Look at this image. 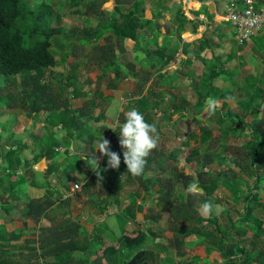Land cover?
<instances>
[{
	"label": "trees",
	"instance_id": "16d2710c",
	"mask_svg": "<svg viewBox=\"0 0 264 264\" xmlns=\"http://www.w3.org/2000/svg\"><path fill=\"white\" fill-rule=\"evenodd\" d=\"M76 1L67 0V3L77 6L88 2L85 10L81 8L74 11L75 14H82L84 27L81 30L70 28L68 32L86 37L100 53L98 59L102 63L112 57L120 58V52L125 51V43L129 42L134 51L145 53L151 61L150 68L153 70L151 83L143 95L132 100L126 109L120 111L114 125L108 122L106 108L98 116H90L91 110L85 107L86 104H75L84 97L96 101L100 95H107L103 90H95L93 93H91L92 89L81 90L76 85L78 74L75 77H68L61 92L53 96L51 84L42 79L41 73L57 65L58 59L52 48V37L64 31L63 26L53 25L52 21L48 20L55 14L54 3L50 0H42L35 8L28 3V0H0V77L4 76L6 79L23 77L21 85L31 86V89L28 92L24 90L23 94L34 95L31 102L33 113H40L44 109L49 112V133L38 130L42 140L37 143L38 146L36 144L38 153L26 148L23 156L11 160L13 151L7 152L10 138L5 146L0 148V170L9 167L17 173L15 177H12L13 174L9 175L11 184L9 197L22 200L17 204L13 202L4 206L0 217L8 215L13 207L24 205L26 206L22 212L24 221L31 219L36 225L39 224L47 215V209L56 203L66 204L71 199V196L64 198L70 190L68 182L71 180L84 181L85 189L98 184L101 193L111 197L114 202L119 201V189L122 185L139 181L147 190L143 195V204L137 202L136 192L130 195L131 202L127 212L133 228H124L118 239L103 240L100 243L101 254L113 253L124 245L135 248L149 239L151 234L155 235L153 227L137 217V209L144 210L147 207L150 211L149 216L154 222L168 218L171 229H174L173 245L176 250L174 252L180 256V264H201L200 261L195 262V258L188 255L185 250L186 238L192 235H198L202 242H206L212 248L203 264H264V78L259 77L256 83L253 75L247 80L248 82L241 84L238 79L226 76V65L234 55L230 53L225 58L222 55L218 57L219 49L213 44V40L217 27L223 28L227 22L216 24L214 4H203L200 9L193 11L196 15L205 14L209 20L203 35L197 42H183L182 46L173 48L176 40H182L184 33H196L202 22L197 18H189L187 12L179 8L176 23L170 21L162 23L159 15L164 10L165 0H131L125 11L117 1L113 0L114 10L112 13L105 11L106 14L103 12L104 5L100 0H80L79 4H74ZM219 1L214 0L216 4ZM148 6L154 8V14H157L158 19L145 16ZM84 14L87 15L86 18L83 17ZM121 15L126 16L125 25L119 22ZM138 16L141 18L140 26L134 22ZM95 20L98 24L93 23ZM144 28L150 30L151 38H147V31L144 32ZM142 29L143 45L140 46L139 36ZM160 38L163 40L161 44H159ZM149 44H155L156 48L151 49ZM182 54H186L188 60L190 56L196 55L207 69L201 79L190 80L187 84L193 93L184 94L183 99H179L173 95V89L182 84L184 78L170 74L166 70L176 65ZM134 58L138 59V55L135 54ZM122 63L125 64L123 61L117 62L114 66L112 64L108 68L110 72L103 71L97 74V80L103 81L109 78L112 81L110 87L117 91V79L125 71ZM127 65L131 73L134 72V64L128 62ZM18 74L20 75L13 76ZM219 79L230 82L232 88L221 86ZM66 87L69 88L68 93L64 92ZM22 89L24 88H20ZM158 89L163 96L161 99L164 106L163 114H159L157 107L160 104L152 98L153 95L158 94ZM92 94H95L94 97H89ZM7 95L0 97L4 98ZM24 95L22 98L26 97ZM13 97L15 100L11 98L14 101L11 106L17 108L18 99ZM208 98H213L218 105L215 113L219 114L220 126L216 135L210 127L200 124L199 134L191 130L184 142L175 140L176 147L172 150L167 151L163 147L153 150L147 157L143 175L134 177L127 172V166L123 161V149L119 143V125L124 122L125 112L132 108L138 109L147 122L156 124L161 140L170 123L175 125L178 121L172 120L174 115H179L180 119L189 117L190 113L196 116L192 118H198L197 115L201 114L200 117L205 120L208 116L205 110V102ZM232 99H236L239 106L236 111L231 106ZM221 107L227 110L222 112ZM83 117L87 119L84 120ZM103 136L110 141L111 150L120 154L121 164L119 169L109 168L107 157L104 156L102 162L98 161L101 171L98 177L87 161H91L94 156L100 160L95 145ZM230 138L243 139L242 147L250 159L249 163L244 165L240 161L227 158L226 149L223 147H226ZM192 139L195 140L197 147L190 146ZM212 141L216 142L211 143ZM74 142L86 146L90 153L73 151ZM216 144L221 147H213ZM184 153H186L185 158L181 160ZM157 160L162 163L158 164ZM185 160L187 162L183 164ZM42 162H45V167L42 169L44 181L38 178L36 172V167ZM214 162H219L221 167L212 169L211 165ZM19 169L22 171L19 172ZM188 169L191 170V174H188ZM178 174L183 177L181 182L185 181L186 187L194 181L203 189L207 197L214 198L217 196V190H225L223 191L225 196L232 195L236 204H242L241 210L228 215L229 225H225L218 214L203 216L194 209L187 193L175 189V177H180ZM206 174L209 176L205 178ZM192 175L195 178H192ZM15 185L17 188H14ZM30 185L38 187L46 185L47 193L31 197L25 193V188ZM149 185L152 188L158 186L157 190L160 194L155 196L154 191H151V195L148 194L151 189ZM200 199L204 200L203 196H200ZM152 201H154L153 205ZM219 204L222 213L225 210L231 211V207L226 202L220 201ZM120 218L123 219L122 216ZM180 221L190 222L193 225L176 226ZM4 229V224L0 223V236ZM34 239L42 248L44 242L41 240V235L38 240L35 236ZM38 246H35V254H38L36 249ZM159 255L156 251L144 249L128 264H160L162 260ZM3 257L0 255V263Z\"/></svg>",
	"mask_w": 264,
	"mask_h": 264
},
{
	"label": "rangeland",
	"instance_id": "374dc122",
	"mask_svg": "<svg viewBox=\"0 0 264 264\" xmlns=\"http://www.w3.org/2000/svg\"><path fill=\"white\" fill-rule=\"evenodd\" d=\"M47 1V0H46ZM49 1V0H48ZM54 3L55 8V14L53 17H50L48 20H51L53 25H59L64 27V31L60 33L59 35H55L52 37L53 46L52 48L55 50V53L57 55L58 63L53 68H47L41 73L42 79L46 83H50L52 89L51 94L53 96H56L58 92H61L63 87L65 86L64 83L66 82V79L68 77H75L78 74V79L76 82V85L83 91H86L88 89H92L93 93L95 90H103L105 93H107L106 96H99L97 97L96 101H93V99H88L87 97L80 99V101L76 102L75 104H86L85 107L88 110H91L90 116H98L99 113H101L106 108V113L108 114V122L111 123V125H114L117 122L119 113L121 110L126 109L127 105L134 100L135 98H138L139 96L143 95V92L147 91L148 85L151 83V73L153 72L152 68H150L151 61L148 60L147 56L143 52L134 51L133 48L130 46L129 42L125 43V51H121L120 58L119 57H112L106 62H99L98 55L100 54L97 52L92 44H90L89 41H87L86 37H84L82 34H79L78 36L75 34H71L68 32L70 28H79L80 30L84 27V22L82 19V14H75L74 11L77 9L85 10V5L88 6V2L81 3V1L77 0L74 4L79 5H73L68 4L67 0H50ZM102 2V5H104L103 12L106 14L105 11L112 13L114 8L112 5L113 0H100ZM117 1L121 6L122 10L125 11L128 7V5L131 3V0H115ZM180 1V2H179ZM42 0H28V3L32 6L37 8L41 4ZM165 7L164 10L161 11V14L159 15V20L162 23L165 22H177V10L181 8L182 10H185L189 17L193 16L191 12V8L194 7V3L190 0H165ZM99 9V8H98ZM154 8L151 6H148V8L145 11V16L149 18L158 19L157 14H154ZM84 18L87 17L86 14L83 15ZM126 16H120L119 22L122 25H125L126 23ZM137 26L141 25V18L140 16L137 17L134 21ZM94 24H98V21H93ZM228 23V22H227ZM229 25L225 28L224 34L219 35L217 31L214 32V40L213 44L216 45L219 49V53L217 56L219 57L221 54L225 58V55L228 54V49L234 50L235 42L234 37L235 33L231 29ZM78 29V30H79ZM147 31V32H146ZM144 32H146L147 38H151L152 34L150 30H146L144 28ZM222 33V32H221ZM223 34V33H222ZM143 29L141 30L140 34V46L143 45ZM200 33L193 34L186 32L182 36V40H176V43L173 45V48H177L183 45V42H190L194 43L197 42L198 38H200ZM226 38V39H225ZM223 39L226 43L223 47L220 48V43L223 42ZM163 42L162 38L159 39V44ZM94 43V42H93ZM149 47L151 49H155V44H149ZM129 52H128V51ZM135 54L138 55V59L134 58ZM233 59L229 60L226 67H227V73L226 76H231L233 78H236L237 76V66H236V54L232 53ZM125 62L122 63L123 68H125V71L120 74L119 78L117 79V91H115L112 87H110V84L112 81L110 79H104L103 81L97 80V74L104 73L106 71L110 72L111 70L108 69L110 66H114L117 62ZM189 61V62H188ZM128 62H131L134 64V72L131 73L130 67L127 65ZM107 69V70H106ZM207 69L203 63L197 59L196 55H192L189 57V60L186 57V54H182L179 57V61L176 65L170 67L166 71L170 74H177L179 77L184 78L181 82L182 84L178 85L177 88L173 89V95L178 97L179 99H183L182 97L184 94L187 93H193V90L190 89L189 82L190 80H199L204 76V72ZM81 73V74H80ZM13 75V76H19ZM23 77L18 78H12V79H6L4 76L0 77V95H6L4 98L0 97V148L5 146L8 139H11L10 144L7 147V152L13 151V154L11 156V160H17L18 156H22L23 150L25 146H35L36 142H39L41 138V133H38V130H42L43 133H49V112L47 110H43L40 113H33L34 111L31 110V102L34 98V95L27 96L23 94V91L28 92L31 89V86L21 85ZM193 78V79H190ZM148 79V80H147ZM219 84L221 86H226L229 88H232L230 85V82L222 81L219 79ZM178 84V83H177ZM145 85V87H144ZM10 87V88H9ZM20 88H24L20 90ZM234 88V87H233ZM19 89V90H18ZM143 89H145L143 91ZM18 90V91H17ZM115 91V92H114ZM158 94L153 95L152 98L160 104L157 107V110L159 114H163L164 112V106L161 103V99L163 96H161L160 89L157 90ZM16 92V95H15ZM64 92L68 93L69 88L66 87L64 89ZM12 93V94H11ZM18 94H21L18 96ZM26 96L23 97L22 96ZM95 95V94H94ZM94 95H89V97H94ZM17 97V108L12 107L11 104L14 103L11 98L15 100L13 97ZM239 98V97H238ZM63 99V97H62ZM105 103V104H103ZM231 106L234 111L239 109V106L236 102V99L231 100ZM27 106V108L25 107ZM59 109H57L58 111ZM222 112H225L227 108L221 107ZM190 116H186L184 118H178L179 115L172 116V120H178L175 125H172V122L170 125L165 129V132L162 135V139L159 142L158 148H165L167 151L172 150L176 147V144H174L175 140L178 139L180 143L184 142L188 137L189 134L192 131L197 132L198 134L201 132L199 126L200 124H205L206 126L210 127L213 130V134L216 135L218 131V127L220 126V123L218 121L219 114L214 113L212 116H207L204 119L200 117L201 114H198V118H192L195 115L192 113L189 114ZM30 116V118H28ZM33 116V117H31ZM88 117V116H87ZM87 117H83L84 120L87 119ZM196 117V116H195ZM32 122H30V120ZM177 137V138H176ZM216 141H212L211 143H214ZM243 139L238 140V138H230L228 140V144L225 145L226 147H223V149H226L227 158L235 159L237 161H240L241 164H247L249 163L250 159L247 157V155L244 152V149L242 147ZM80 145V143H78ZM191 147H197L195 140H191L190 143ZM209 146V145H206ZM221 147L220 145L216 144L213 147ZM203 147V146H202ZM76 148V147H75ZM201 148V146H200ZM190 149V148H189ZM78 151L82 153H90L89 149L86 146H81L77 149ZM97 153H99L100 160L104 159V156L101 155L99 150H96ZM184 156L181 157V160H184L186 153L183 154ZM183 162V164H186ZM158 164H161L157 160ZM221 165L219 162H214L211 165L212 169H219ZM191 170L188 169V174H191ZM15 170L12 168L4 167L2 170H0V212L2 211V208L6 206L8 203H19L22 200H14L13 198H10L11 193V184L9 181V175L13 174L12 177H15ZM180 177H175L176 182V190L182 193H186L185 189L187 188L185 186V181L181 182V178H183L180 174H178ZM209 176L208 174L204 175L206 178ZM192 178H195V176L192 175ZM76 182L80 183V181L71 180L68 183L75 184ZM81 184V183H80ZM72 186V185H71ZM150 186V193L151 191H154V195L158 196L160 193L158 192V186L151 187ZM137 187H142L139 183V181H136L134 184L126 183L122 185L123 191L127 194H129L132 191H135ZM14 188H17V185H15ZM34 188V187H33ZM146 187L143 185V191H146ZM30 189L25 188V193L30 195L29 191ZM94 192L92 191L93 199L91 202L94 206L98 207L97 200H100V193H96L98 187L94 188ZM225 191V190H223ZM222 190H217V196L214 198H210L205 196L203 189L198 195H191L188 194V199L191 200L192 204L194 205V209H196L200 214L203 216H210L211 214H218L223 221L225 225H229V217L228 215H233V212H238V210H241L242 204H236V201L234 200V197L232 195L225 196V192ZM86 193L84 189L82 188L73 195V197H79L80 194ZM177 193V192H176ZM32 195V194H31ZM102 196V195H101ZM187 196V195H186ZM200 196H203L204 200L200 199ZM90 197V196H89ZM80 198V197H79ZM141 198V197H140ZM211 201L213 204V210L210 213H204L201 205L205 201ZM226 202V204L231 207V211H224L222 213V208L219 204V202ZM100 202V201H99ZM151 204H154V201L151 202ZM236 204V205H235ZM22 207H13L11 212L8 215H4L0 217V221H18L21 219L22 213L21 209ZM24 208V205H23ZM86 212V210L84 209ZM85 216L88 217V219H94L95 214H88L85 213ZM86 217V218H87ZM151 219V218H150ZM167 219V218H166ZM165 219V220H166ZM165 220H159L158 223L160 224L158 228L156 229V233L159 237L166 238V234L168 232L167 227L168 223ZM157 222V220H156ZM2 223V222H0ZM162 223V224H161ZM193 225V223L188 222H179L176 226H190ZM23 245L25 243L30 244L31 242L28 240L23 241ZM145 246L148 247L149 243L146 241ZM137 248V247H136ZM135 248V250H136ZM143 245V249H144ZM38 249V248H36ZM43 254H41V257ZM37 261L32 262V264H46V261L41 260L39 257H37ZM21 260L23 263L27 264V260L22 257Z\"/></svg>",
	"mask_w": 264,
	"mask_h": 264
},
{
	"label": "crops",
	"instance_id": "0c3cea01",
	"mask_svg": "<svg viewBox=\"0 0 264 264\" xmlns=\"http://www.w3.org/2000/svg\"><path fill=\"white\" fill-rule=\"evenodd\" d=\"M190 1H192L195 6L191 8L193 16L188 17L193 19L197 18L202 22L197 32L193 34L200 33L202 36L207 28L209 20L206 15H196L193 12L194 10L200 9L203 4H214L213 12L216 24L223 21L228 22L226 17L229 12V0H220L217 4L214 0ZM253 1L257 9L264 10V0ZM227 25L232 27L230 22L223 28L217 27L216 31L220 36L223 35V37H225L224 31ZM231 29L235 33L234 28L232 27ZM233 37L235 39L234 42H236L235 48L233 51L228 49L227 53L236 54V79H238L241 84H245L248 82L247 80L254 75V81L257 83L259 77L263 76L264 78V29L241 45L237 42L236 37ZM226 43L227 42L223 39V42L219 45L220 48L226 45ZM228 54H226L225 57ZM28 118H30V116ZM30 122L32 121L30 120ZM39 141L41 142L42 140L40 139ZM37 143L39 144V142H36V144ZM34 147L30 145L25 146L22 156L26 152V148L28 150H35V152L38 153V147H36V145ZM79 147L80 145L74 142L73 151L77 150ZM98 161L102 162L103 160ZM43 167H45V162H42L39 167H36V172L38 178L44 181V176L42 174ZM21 171L22 170L19 169V172ZM80 183L81 189L83 188L86 193L80 194V198L73 197L72 195L71 199L67 201L66 204H54L51 208L47 209V215H45L42 221L37 225L31 219L24 221L22 216L18 221L2 222L5 226V231H3V234L0 236V255L4 257L0 264H26L21 260L22 257L27 260V264H32V262L37 261V257L46 261V264H128L136 254L140 251L143 252L144 249L158 252L160 254V260H162L160 264H180L181 258L174 252L176 251L173 245L175 239L174 229H171L168 218L165 220L168 223L166 238L159 237L156 233V229L160 224L150 219V211H148L147 207L144 210L137 209V217L142 221H146L149 226L153 227L155 235L151 234L149 239L146 240L149 246H145V241L138 245L137 248L135 247L136 250L135 248L124 245L121 249L113 253L101 254L100 243L103 240L118 239L124 228H133L132 222L129 221V212H127V208L131 202L130 195L132 192H136V195H138L137 202L143 204V195H145V191H143V186L141 185L142 187H137L136 189H139V191H132L125 196L126 193L123 191V188H120L119 201L114 202L111 197L110 199L106 197L105 194L101 193V188L98 184H93L90 189H85L83 187L84 181L80 180ZM71 185L73 186L74 184ZM71 185L69 184L70 188L72 187ZM96 187L99 189L96 193L98 192L103 196L102 198L101 195L97 194L100 196V200H97L98 207L94 206L91 202L93 199L92 191L94 192L95 190L93 189ZM26 188L30 189V191H28L31 197H38L47 193L46 185L44 187L30 185ZM79 190L77 192H79ZM77 192H75V194ZM105 200L106 203H104ZM21 209L22 213L26 209V206ZM84 209L88 214L94 213V219H88V217L85 216L86 212ZM115 212L117 214H115ZM22 215L24 214L22 213ZM121 216L123 219L120 218ZM39 235H41V240L44 242V247L42 246V248L38 246V241L36 242L35 239L33 240L34 236L38 240ZM151 238L153 240H151ZM25 239L31 243H25L23 245ZM159 242L161 244H156ZM143 245L145 247L144 249ZM35 246H38V254L34 253ZM185 250L188 255L195 258V262L200 261L201 264H203L208 258V252L211 251L212 248L206 242H202L198 235H192L186 238ZM41 254H43L42 257Z\"/></svg>",
	"mask_w": 264,
	"mask_h": 264
},
{
	"label": "clouds",
	"instance_id": "9594fccd",
	"mask_svg": "<svg viewBox=\"0 0 264 264\" xmlns=\"http://www.w3.org/2000/svg\"><path fill=\"white\" fill-rule=\"evenodd\" d=\"M205 110L209 116L214 115L217 102L213 98L206 100ZM114 131L115 128H112ZM160 135L155 123L146 121L144 115L136 108L124 113V122L119 125V143L123 149V161L127 166V172L134 177H139L144 174L147 164V157L151 152L158 148ZM102 156L107 157V166L113 169H119L121 164V156L119 153L112 151L110 141L104 136L95 145ZM91 168L100 177V165L98 158L94 156L91 161H87ZM187 174V173H186ZM186 193L198 195L202 189L196 182H190L185 189ZM204 213H210L213 210L212 202L205 201L201 205Z\"/></svg>",
	"mask_w": 264,
	"mask_h": 264
},
{
	"label": "built area",
	"instance_id": "2783aa9c",
	"mask_svg": "<svg viewBox=\"0 0 264 264\" xmlns=\"http://www.w3.org/2000/svg\"><path fill=\"white\" fill-rule=\"evenodd\" d=\"M227 21L235 30L238 43L244 44L264 29V10L256 8L253 0H229ZM81 189L76 182L64 196H72Z\"/></svg>",
	"mask_w": 264,
	"mask_h": 264
}]
</instances>
